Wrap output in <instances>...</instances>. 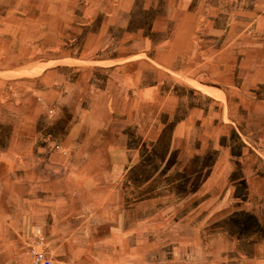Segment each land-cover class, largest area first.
Instances as JSON below:
<instances>
[{"label": "rangeland", "instance_id": "obj_1", "mask_svg": "<svg viewBox=\"0 0 264 264\" xmlns=\"http://www.w3.org/2000/svg\"><path fill=\"white\" fill-rule=\"evenodd\" d=\"M101 203L130 243L173 218L144 264H264V0H0V264Z\"/></svg>", "mask_w": 264, "mask_h": 264}, {"label": "crops", "instance_id": "obj_2", "mask_svg": "<svg viewBox=\"0 0 264 264\" xmlns=\"http://www.w3.org/2000/svg\"><path fill=\"white\" fill-rule=\"evenodd\" d=\"M125 162L123 156L111 158V165H113L116 173L120 172ZM97 187L104 188V185L101 183ZM199 196L200 203L196 205V212L201 214L200 219L202 222L203 219L206 222L208 221L209 208H215V201L212 199L214 196L210 199L208 188L200 190ZM218 207L216 206V208ZM112 208V205L106 203L96 205L94 208H78L75 206L72 208L62 206V208L58 207L55 210L54 208H46L48 213L46 215L47 222L42 220L41 224L47 235L50 250L56 257L55 264H129L130 257L140 259L141 264H144L142 260L145 252L160 246L159 231L166 227L167 222L170 224L173 218H165L162 215L165 212L161 209L154 210L153 215L149 216L147 221L151 220L153 234L158 236L154 237L152 242L149 239L146 242L145 219L142 215V223H138L136 238H133L132 243H130L128 233H119V225H113ZM168 212L169 214L170 212L176 214L180 210L170 208ZM184 212L186 211L184 210ZM192 213L191 211L189 215L184 216L183 221L192 224ZM95 243H98L96 247L94 246ZM129 243L136 245L137 256L134 257L133 254H129L130 251H134L127 247ZM114 244L122 245L123 249L126 250L119 252L122 247L114 249ZM188 245L185 244L184 250L180 247L174 248V253L175 250L184 251L186 260V255L190 256L193 251L192 243H188ZM132 260L134 259L130 261Z\"/></svg>", "mask_w": 264, "mask_h": 264}, {"label": "built area", "instance_id": "obj_3", "mask_svg": "<svg viewBox=\"0 0 264 264\" xmlns=\"http://www.w3.org/2000/svg\"><path fill=\"white\" fill-rule=\"evenodd\" d=\"M32 247V254L34 264H53L52 258L40 247L39 241H37Z\"/></svg>", "mask_w": 264, "mask_h": 264}]
</instances>
